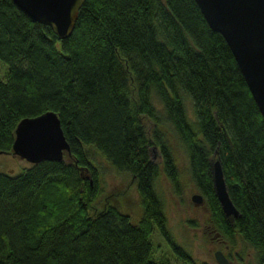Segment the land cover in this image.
Masks as SVG:
<instances>
[{"label": "trees", "instance_id": "trees-1", "mask_svg": "<svg viewBox=\"0 0 264 264\" xmlns=\"http://www.w3.org/2000/svg\"><path fill=\"white\" fill-rule=\"evenodd\" d=\"M0 60L7 65L0 153L10 152L21 119L52 112L71 159L0 174V264H164L151 257L154 231L183 264H195L167 229L153 187L161 170L179 192L164 124L181 141L214 227L230 244L238 235L264 264V122L193 0H85L63 40L0 0ZM92 151L128 175L140 210L135 223L112 206L89 212L99 192ZM215 158L234 219L223 216L212 190Z\"/></svg>", "mask_w": 264, "mask_h": 264}, {"label": "water", "instance_id": "water-1", "mask_svg": "<svg viewBox=\"0 0 264 264\" xmlns=\"http://www.w3.org/2000/svg\"><path fill=\"white\" fill-rule=\"evenodd\" d=\"M31 21L45 25L63 40L71 34L77 12L85 0H10ZM208 28L227 45L245 85L264 122V0H193ZM154 150V147H152ZM10 153L35 165L43 161H62L70 155L55 113L45 112L23 118L15 126ZM215 153H213V156ZM211 184L226 219L238 212L228 197L219 159L209 164ZM190 201L202 204L194 193ZM217 264H228L221 251H214Z\"/></svg>", "mask_w": 264, "mask_h": 264}, {"label": "rangeland", "instance_id": "rangeland-1", "mask_svg": "<svg viewBox=\"0 0 264 264\" xmlns=\"http://www.w3.org/2000/svg\"><path fill=\"white\" fill-rule=\"evenodd\" d=\"M6 74L7 65L0 60V81L5 80ZM182 98L186 117L188 120H192L193 112L190 100L184 95ZM152 104L160 116L164 117L161 107L154 99ZM142 120L146 126H149L145 118ZM159 129L165 133V139L171 148L178 169L179 192L175 191L161 170L153 181V187L163 204L167 229L176 244L190 256L195 264H217L213 258L214 251H221L228 264H257L256 253L246 242L235 235L234 244H230L214 227L205 206L203 204L195 205L190 201V196L197 192L190 177L185 150L179 137L169 125L164 124ZM91 157L93 166L97 169V189L99 192L96 200L91 203L89 212L94 213L106 204L126 214L135 223L140 210L137 194L128 175L117 173L93 151ZM62 161L69 163L71 159L66 153H63ZM155 163L160 164L157 161ZM29 166H31L29 163L10 152L0 153V174L14 176ZM150 242L152 244L151 257L154 262L183 264L171 253L156 231L150 236Z\"/></svg>", "mask_w": 264, "mask_h": 264}, {"label": "flooded vegetation", "instance_id": "flooded-vegetation-1", "mask_svg": "<svg viewBox=\"0 0 264 264\" xmlns=\"http://www.w3.org/2000/svg\"><path fill=\"white\" fill-rule=\"evenodd\" d=\"M152 157H153L155 160L159 161V159H157V158H158V155H157V153H156L155 150H153V152H152ZM106 207H107V205L105 204V205L102 206V209L104 210Z\"/></svg>", "mask_w": 264, "mask_h": 264}]
</instances>
